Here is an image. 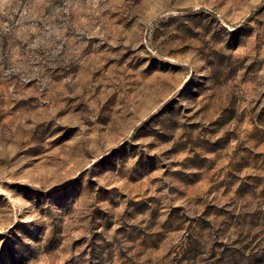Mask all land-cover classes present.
Wrapping results in <instances>:
<instances>
[{"label": "rangeland", "instance_id": "374dc122", "mask_svg": "<svg viewBox=\"0 0 264 264\" xmlns=\"http://www.w3.org/2000/svg\"><path fill=\"white\" fill-rule=\"evenodd\" d=\"M0 264H264V0H0Z\"/></svg>", "mask_w": 264, "mask_h": 264}]
</instances>
